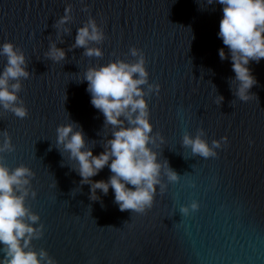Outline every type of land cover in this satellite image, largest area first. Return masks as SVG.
<instances>
[{
    "label": "water",
    "instance_id": "1",
    "mask_svg": "<svg viewBox=\"0 0 264 264\" xmlns=\"http://www.w3.org/2000/svg\"><path fill=\"white\" fill-rule=\"evenodd\" d=\"M222 14L215 0H0V45L12 43L28 72L9 79V90L19 84L17 99L0 105V164L31 170L16 194L27 190L24 205L38 217L23 220L34 228L26 250L41 264H264V58L250 61L256 83L242 100L217 36ZM89 20L103 36L86 47L100 56L74 46ZM53 44L62 60L48 55ZM141 56L147 146L160 168L150 205L121 211L111 187L93 194L81 183L56 128L76 123L93 153L103 151L111 126L91 105L84 72ZM6 64L0 54V72ZM185 136L213 154L194 153ZM110 174L105 166L90 179Z\"/></svg>",
    "mask_w": 264,
    "mask_h": 264
},
{
    "label": "clouds",
    "instance_id": "2",
    "mask_svg": "<svg viewBox=\"0 0 264 264\" xmlns=\"http://www.w3.org/2000/svg\"><path fill=\"white\" fill-rule=\"evenodd\" d=\"M213 2L207 0L208 4ZM215 2L222 6L217 36L227 46L234 79L239 82L236 94L242 100L248 99V91L256 83L248 65L250 61L258 63L264 58V0ZM66 19L67 16L62 17L58 23L63 24ZM102 36L95 22L89 20L88 24L77 29L74 46L85 47V55L100 56V49L88 48L86 45L89 41L102 39ZM0 54L7 56V64L0 72V105L7 108L17 99L15 90L19 88L17 83L11 85L12 90H9V79L26 77L28 72L23 67V54L18 53L12 43L0 45ZM132 54L136 55L137 51L132 49ZM48 55L59 61L64 58L65 52L53 44ZM218 55L221 60L225 59L224 48L218 50ZM143 65L141 56L134 64L114 60L89 67L84 72L90 103L103 114L104 125L111 126L110 134L103 143V151L93 153L84 132L76 123H66L56 128L57 145H62L70 158L76 161L81 183H89L93 194L96 189L106 194L111 187L121 211H140L145 205H150L160 168L156 154L147 146L152 139V124L147 102L139 87L146 82L147 72ZM14 111L21 117L27 112L22 106L15 107ZM184 144L191 145L194 153L203 156L213 154L207 143L199 137L185 136ZM3 150L4 146H0V151ZM105 166L111 173L106 180L90 179ZM31 174V170L25 166L9 170L0 164V245L4 246L0 264H41L36 252L26 250L34 228L23 220L26 215L33 222L38 217L29 215L24 205L27 190L16 194L29 183L28 176ZM170 178L176 179V174L172 172ZM48 264L53 262L49 260Z\"/></svg>",
    "mask_w": 264,
    "mask_h": 264
}]
</instances>
